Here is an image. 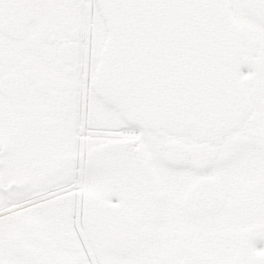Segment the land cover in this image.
<instances>
[{
    "label": "snow or ice",
    "instance_id": "1",
    "mask_svg": "<svg viewBox=\"0 0 264 264\" xmlns=\"http://www.w3.org/2000/svg\"><path fill=\"white\" fill-rule=\"evenodd\" d=\"M0 264H264V0H0Z\"/></svg>",
    "mask_w": 264,
    "mask_h": 264
}]
</instances>
